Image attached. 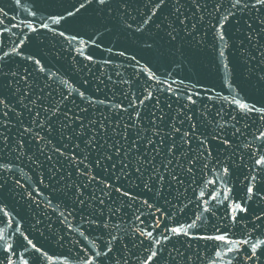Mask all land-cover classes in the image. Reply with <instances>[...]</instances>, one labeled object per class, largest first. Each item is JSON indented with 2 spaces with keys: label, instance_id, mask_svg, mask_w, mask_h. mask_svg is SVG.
I'll return each instance as SVG.
<instances>
[{
  "label": "water",
  "instance_id": "1",
  "mask_svg": "<svg viewBox=\"0 0 264 264\" xmlns=\"http://www.w3.org/2000/svg\"><path fill=\"white\" fill-rule=\"evenodd\" d=\"M73 5L79 6L77 0H20L19 4L16 0H0V68L8 73L0 76V90L22 113L11 117L9 145L0 147V165L7 166L0 167V261L9 255L3 248L11 245L18 253L12 255L14 264H83L85 255L91 258L94 251L104 252L107 247L112 251L108 257H101L103 264H145L152 251L158 252L152 264H251L245 258L248 246L236 242L250 239L256 243L257 237L264 241V173L255 165L256 159L264 157V114L245 115L233 98L249 108H264V24L258 19L260 13L236 11L225 21L222 18L230 10L229 0H201L200 8L186 0L182 7L184 25L174 24L177 39L173 41L167 35L168 22L175 21L171 4L153 17L158 27L152 22L143 24L148 9L135 0L128 7L129 15L123 18L101 13L93 4L58 23L48 19L66 16V10H74ZM42 22L48 24L47 29L40 27ZM30 26L38 31L32 32ZM221 31L224 43L218 39ZM74 35L76 40L71 39ZM21 40H25L23 46ZM146 43L152 47L146 48ZM27 56L40 60V65L33 67V62L24 58ZM142 69H151L179 91H165L168 84L149 81ZM12 72L17 78L31 72L26 83H12L11 88L19 87L20 92L8 87ZM190 92L198 93L192 96L195 104L185 98ZM25 93L28 109L18 100ZM161 110L167 127L153 130L151 114L159 116ZM137 111L142 121L136 118ZM65 112L70 118L75 113L85 124L93 121L99 127L103 122L112 137L109 143L121 140L125 147L121 134L128 142L137 140L133 122L137 129H146L142 136L161 130L166 134L173 125L180 128V133L168 138L176 145L173 163L168 165L176 179L164 173L163 183L150 182L151 191L143 187L135 172L137 160L155 153H145L151 145L144 142L141 147L139 140L126 157L122 153L116 158L112 153L114 168L109 161L97 166L95 150L87 152V159L79 166L53 154L50 150L54 146L65 143L60 136ZM21 119L23 125L17 122ZM41 122L45 124L43 130ZM79 123L77 120L72 127ZM125 124L129 126L126 133ZM23 127H31L39 136H21ZM49 127L54 130L49 132ZM113 130L117 135H112ZM184 132L188 136L182 140ZM43 137L50 143L41 154ZM85 140L77 128L71 142L80 145L81 155L76 161L83 159ZM17 141L23 147H17ZM73 154L74 149L69 147L67 155ZM49 155L51 160L47 159ZM122 159L130 162L126 175L121 172ZM162 161L167 163L163 152L153 160L161 171ZM85 165L87 172L82 175ZM149 174L154 176L149 170L144 180ZM252 175H256L252 186L258 191L247 199ZM213 180L215 184L210 183ZM125 191L128 196L123 195ZM246 200V213L231 211L236 203ZM232 215L237 217L235 223ZM157 220L159 226L154 227ZM190 224L194 226L189 228ZM180 225L190 236L227 233L234 243L221 245V256L216 257L218 242L214 240L184 235L163 240L164 235H171L164 231L165 226ZM141 230L152 231L153 237L140 235ZM153 239H160L161 244H153ZM27 240L41 252L37 253ZM228 247L234 251L228 252Z\"/></svg>",
  "mask_w": 264,
  "mask_h": 264
},
{
  "label": "snow or ice",
  "instance_id": "2",
  "mask_svg": "<svg viewBox=\"0 0 264 264\" xmlns=\"http://www.w3.org/2000/svg\"><path fill=\"white\" fill-rule=\"evenodd\" d=\"M134 2V0H77L78 3V7L73 5V9L74 10H66V16H59V17H51L49 16L48 19H52L54 23H58L59 20L61 19H66V17H71V16H75L76 13L80 12L81 9L87 10V6L89 5H95V8L97 11L101 12V13H106V14H110L113 16H116L117 18H123L126 17L127 15H129L128 13V7H130L132 5V3ZM136 3H140L142 5H144V7L146 9H148V11L146 12L145 18H143V24L144 25H148L149 22H152L153 25L155 26H159L156 25V22L153 20V17L157 15L158 11L162 12V9L165 7H168L169 4H171L174 8V13L173 15L175 16V21H169L168 22V28L169 31L167 33V35L170 37L171 40H176L177 39V35H174L173 33L177 32L176 27L174 26V24L178 23L181 25H184V20L182 19V17H185V13L182 11V7L184 5V3L186 2V0H135ZM191 2L195 5L196 8H200L201 7V0H191ZM230 2V10L228 12V15L224 16L222 19L227 21L228 20V16H232L236 14V11H241V12H254V13H260V16L258 17V19L260 20V22L262 24H264V0H229ZM16 3L19 4L20 0H16ZM235 10V11H232ZM32 15L35 17L36 13L33 12ZM167 19V18H165ZM31 27V26H30ZM40 27L41 28H48V24L47 23H40ZM129 27H131V25H129ZM193 27H195V25H193ZM220 28H223V24L220 25ZM187 29V26H184V30ZM142 28H138L137 31H142ZM31 31L32 32H36L38 31V29L36 27H31ZM249 31L251 32V28L249 29ZM60 36H64L65 33L64 32H59L58 33ZM26 39V38H25ZM72 40H76L77 37L74 35L71 37ZM218 39L221 43L225 42V36L223 34V32L221 31ZM248 40L251 41L252 40V36L249 35L248 36ZM81 43H85V41L81 40ZM25 43V40H21L20 44L21 46H23ZM146 48H151L152 44L151 43H146L145 44ZM111 51V50H109ZM9 53H4V56H8ZM21 55L23 56V54L21 53ZM119 55L123 56L124 52H120ZM220 55L223 56L224 53L223 51L220 52ZM25 59L32 61L33 62V67H35L36 65H40V60H33L32 56H27L24 57ZM2 59V58H0ZM87 59L91 60L92 57L88 56ZM132 60H135V56L131 57ZM137 64H139V61H136ZM39 71L43 72L44 69L43 67L39 68ZM141 71L144 72V74L147 76V79L149 81L151 80H155L157 83L159 84H168L167 80H161L159 77L156 76L155 72H152L151 69H142ZM8 75V73H5L3 71V68H0V76H6ZM31 76V72H26L24 75H20L17 78V73L16 72H12L11 73V77L13 78L12 80L9 81L8 87L11 88L12 83H15L17 86L21 83V81H24L25 83L27 82V78ZM176 81H173V83H175ZM180 83H183V81H180ZM30 87V86H29ZM12 91L15 92H20L19 87L12 89ZM165 91H179V89L173 90L171 88V84H168L167 89H164ZM198 95V93H189L185 98L190 102L195 104V101L192 99L193 95ZM79 95L83 98L84 97V93L81 92L79 93ZM152 96V93L149 92L148 94V99H150ZM26 97V93L21 96L18 97L19 103L23 106V108L28 109L29 105L24 103V98ZM180 97L178 96L177 99H179ZM227 99V98H225ZM233 102L238 105L239 109L244 112L245 115H247L249 112H259L261 114H264V108H256L255 106L249 108L247 104L240 102L239 99H236L235 97L233 98ZM30 103H35V101H30ZM100 103H103V101H100ZM141 104H143V100L140 101ZM30 111V109H29ZM22 115L21 112H17L15 107L13 106L12 102H9V97L7 95L4 94V92L2 90H0V147H4L6 145H9V125H10V119L11 117L15 116V117H20ZM36 115H39V113H37ZM64 115V121L62 122L61 125V129H60V136L61 139L65 140V143L60 145V146H54L50 151L53 154H58L60 157H64L67 162L72 163V162H76L77 166L79 165H83L84 163V159H87V155L86 153L89 151H93L95 150L97 152V156H96V160H95V164L97 166H104V162L105 161H109L111 162V164L109 166L111 167H115V161L113 158V152L115 153V157L116 158H120L121 154L123 153V155L126 157L129 155L130 152H132L134 150V146L137 143V140H139L141 142V147H143V143L146 142L148 145H151V148H145L144 151L145 153L147 152H153L155 153V156L149 158V157H145V160L140 161L137 160V164L138 166L135 168V172L139 174L138 179H141L143 181V187L148 189L149 191H151V187H150V182L151 183H155L156 181H159L161 183L164 182L165 180V175L164 173H168V175H171L173 179H176L175 176V171L174 169L169 172L168 170V165L173 163V157H175L176 153L173 151L174 147H176L175 145V141L173 140L171 143L168 142V138L170 136L173 135V133H180V128L176 127L175 125H173L172 130L168 131L166 134H164L161 131H154L153 135H141L142 132H145L146 129L143 128H138L136 126V123L133 122L131 124V127L136 129V137L137 140H132L131 142H128L127 136H124L121 134V138L122 140L127 143V147L124 146V143H121V140H113L112 143H109V140L112 139L111 136H109V129L104 125L103 122H101L99 124V127H97L96 123L93 121H88L87 124L84 123V121L79 117L76 116L75 113H73V117L74 118H70L67 113H63ZM151 117H155L154 119H152ZM150 117V128L155 130V129H162L163 127H167V121L165 120V114L163 113V111L161 110V114L159 116H156V113L153 112L151 114ZM136 118L140 121L143 120V117L140 115V113L137 111L136 112ZM262 119H264V115L261 116ZM132 119L131 114H129V120ZM77 120H80V123L76 125V128L72 127L73 124L76 123ZM160 121L159 124H157L156 121ZM18 123H20L21 125H23V120H18ZM33 123H37L36 120H33ZM49 123H51V121L49 120ZM89 125L91 127H89ZM39 127L41 128V130L44 129L45 124L43 122H41L39 124ZM128 125L125 124L123 126V132L126 133L128 131ZM77 128L79 129V135L80 136H84L86 137V140L84 142V156L83 159H80L79 161H76V157L77 155H81V149H80V145L79 144H72L71 142L73 141V138L75 136H77ZM103 129V131H101ZM54 129H52L51 127H49V132L53 131ZM25 134H32L35 137L39 136V133H34L33 129L31 127H23L22 131L20 133L21 136H24ZM112 135L115 136L117 135V133L113 130ZM157 137V139H154L153 137ZM188 136V132H184L181 134V139L184 140L185 138H187ZM261 138H264V133H261ZM41 139L45 140V144L40 148L41 154H43L44 152V148L47 147L48 143H50V141L47 140V137H43ZM203 144V142H201ZM225 143H227V141H225ZM17 147H23L22 142L17 141ZM71 147L74 149V154L72 156H68L67 155V149ZM61 148H64L65 151H61ZM178 150V149H177ZM166 153V160L167 163H164L162 161V165H163V171H161V169L157 168L156 165L153 163V160L155 159L156 156H159L161 153ZM48 160L52 159V156L49 155L47 156ZM129 163L128 161L125 160H121V172L123 175L127 174V169L129 167ZM148 165V167L146 168L145 165ZM255 165L259 167L260 172L264 173V157H261L259 159L255 160ZM0 167H7L6 165H0ZM154 174L151 175L149 174L147 177V180H144L145 175L149 172ZM87 172V166L85 165V173H82V175L86 174ZM224 174L228 173V169L224 168L223 169ZM131 177H129L130 179ZM264 178V177H262ZM94 179V177H93ZM256 180V175H252L249 181V186L246 189V197L247 199H251L255 192L258 191V189H255L252 186V182ZM210 183L215 184L216 181H210ZM106 187H111V185H107ZM101 191H104V189H101ZM117 191H120V189H117ZM124 196H128L129 193L127 191H125L123 193ZM201 196L204 195L203 192L200 193ZM211 199H216L215 196H211ZM229 197L225 196V199H228ZM81 203H83V201H80ZM100 203L103 204V200H100ZM144 204H148V201H144ZM204 203H207V201H205ZM149 207H151V205H148ZM157 211H159V209H157ZM205 211H207V209H205ZM231 211L236 212V213H246L248 211L247 208V200L245 201L244 204L241 203H236L235 204V208L231 209ZM139 219V217H137ZM231 220L233 221V223L236 222L237 217L235 215H232ZM257 219H261L260 217H257ZM159 226V220L156 221L154 227H158ZM193 224L188 225L189 228L193 227ZM164 231L169 232L171 235H164L163 236V240L164 241H168L171 239L172 235L175 236H189V239H201V240H214L217 241L218 243L215 245L216 251H215V256L216 257H220L221 256V245L227 247V245L234 243L232 240H230L228 238V234L227 233H223V234H218V235H210V236H190L189 233L185 230L183 225H180L178 227H167L165 226ZM219 232V230H217ZM140 235L145 236L146 238H152L153 237V232L152 231H146V230H141L140 231ZM25 239H27L25 237ZM112 239H115V237H112ZM0 240H3V236H0ZM258 242L253 243L250 239H244L242 241H238L236 243H241L244 245H247L248 248L245 250L246 252V259L248 261H251V264H264V241L259 240V238L257 237ZM111 242V241H110ZM109 242V243H110ZM152 243L155 245H160L161 244V240L160 239H153ZM27 244L31 245V247L33 249H35V251L37 253L41 252L40 248H37L35 244L32 243L31 240H27ZM20 247H23L24 245L21 244L19 245ZM236 251H241V249L237 248L235 249ZM3 251L5 253H9L8 256H6L4 258L3 261H0V264H14L13 260H12V255H18V253L15 252V250L13 249V247L11 245H9L8 247L3 248ZM85 253L88 252V249H84ZM112 249L110 247H107L106 250L104 252L101 251H94L91 254V258H88L87 255H85V258L83 260V264H94V262H99V264H103V260L101 259V257H108V253L111 252ZM228 252H233L234 249L232 247H228L227 248ZM46 255V254H43ZM158 256V252L157 251H152L151 254L147 257V259L145 260V264H152V262L154 260H156ZM25 264H27V262H25ZM229 264H231V261H229Z\"/></svg>",
  "mask_w": 264,
  "mask_h": 264
}]
</instances>
